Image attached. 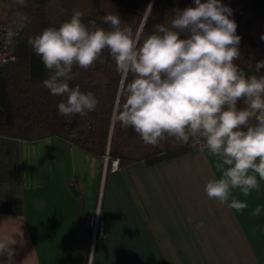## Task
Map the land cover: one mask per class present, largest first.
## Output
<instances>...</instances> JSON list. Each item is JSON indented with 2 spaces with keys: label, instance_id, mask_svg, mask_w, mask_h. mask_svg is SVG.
I'll return each instance as SVG.
<instances>
[{
  "label": "crops",
  "instance_id": "1",
  "mask_svg": "<svg viewBox=\"0 0 264 264\" xmlns=\"http://www.w3.org/2000/svg\"><path fill=\"white\" fill-rule=\"evenodd\" d=\"M216 163L192 145L113 168L61 137L0 134V264H264V180L248 197L232 190L246 209L221 206L205 191ZM98 199L108 231L91 250Z\"/></svg>",
  "mask_w": 264,
  "mask_h": 264
},
{
  "label": "clouds",
  "instance_id": "2",
  "mask_svg": "<svg viewBox=\"0 0 264 264\" xmlns=\"http://www.w3.org/2000/svg\"><path fill=\"white\" fill-rule=\"evenodd\" d=\"M231 16L221 0H194V6L174 9L170 23L157 24L150 34H134L121 26L118 15L103 17L110 26L105 30L94 27L95 21L84 23L77 10L28 44L50 73L43 85L52 95L66 97L58 112L68 117L86 116L98 105L91 91L69 86L73 66L104 63L101 54L107 49L121 76L122 102L113 119L132 127L146 145L157 146L167 136L207 150L220 173L205 185L208 198L242 211L248 205L230 200L232 190L248 197L260 187L257 174L264 180V60L254 65L257 75L239 68L241 36ZM241 102L245 107H238ZM261 211L257 206L251 214ZM9 244L0 241V252Z\"/></svg>",
  "mask_w": 264,
  "mask_h": 264
},
{
  "label": "trees",
  "instance_id": "3",
  "mask_svg": "<svg viewBox=\"0 0 264 264\" xmlns=\"http://www.w3.org/2000/svg\"><path fill=\"white\" fill-rule=\"evenodd\" d=\"M221 2L232 9L231 18L241 36V57L236 63L247 75H257L254 65L264 60V41L260 39L264 35V0ZM190 6L194 0H0V26L17 33L15 59L0 68V134L28 140L61 137L94 156L107 155L108 164L116 159L118 166L153 163L186 153L194 145L192 140L184 144L165 136L157 146L146 145L132 127H122L113 119L122 102L121 76L107 49L101 54L104 63L95 62L88 69L74 65L69 81L70 87L79 85L82 92L95 95L96 110L86 116L60 115L58 104L66 97L52 95L43 85L50 73L28 40L45 28H58L77 10L83 13L84 23L95 21L94 27L110 30L103 17L112 14L134 34H150L157 24L170 23L174 9ZM238 107L245 105L241 102Z\"/></svg>",
  "mask_w": 264,
  "mask_h": 264
},
{
  "label": "built area",
  "instance_id": "4",
  "mask_svg": "<svg viewBox=\"0 0 264 264\" xmlns=\"http://www.w3.org/2000/svg\"><path fill=\"white\" fill-rule=\"evenodd\" d=\"M16 35V32L0 26V68L15 59L14 48L16 44ZM194 145L196 144L194 143ZM104 158L107 160V155H105ZM116 165L117 160H112L111 166L114 168ZM78 181H80V177L74 176L70 180V186H75ZM97 211H99V213H97ZM85 226L90 231V248L92 250L96 243L102 239L108 231V223L100 210V199H98L94 209L86 215Z\"/></svg>",
  "mask_w": 264,
  "mask_h": 264
}]
</instances>
